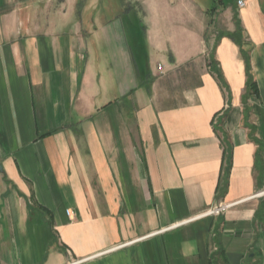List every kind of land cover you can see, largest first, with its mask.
<instances>
[{"label":"crops","instance_id":"1","mask_svg":"<svg viewBox=\"0 0 264 264\" xmlns=\"http://www.w3.org/2000/svg\"><path fill=\"white\" fill-rule=\"evenodd\" d=\"M31 1L0 0V264H264V0L80 35Z\"/></svg>","mask_w":264,"mask_h":264},{"label":"rangeland","instance_id":"2","mask_svg":"<svg viewBox=\"0 0 264 264\" xmlns=\"http://www.w3.org/2000/svg\"><path fill=\"white\" fill-rule=\"evenodd\" d=\"M162 2L172 8L180 4L179 0H32L31 7L24 15L30 22L40 21L42 26L57 29L68 27L72 32L80 35L82 21L89 23L88 31L92 33L99 20L112 18L114 13H117L114 10L119 7L122 13L127 12L129 15H134L133 12H129V8H134L138 16H141L138 7L144 4L159 5ZM185 3L190 4V0H185ZM129 18L130 16L122 18V21H129Z\"/></svg>","mask_w":264,"mask_h":264},{"label":"built area","instance_id":"3","mask_svg":"<svg viewBox=\"0 0 264 264\" xmlns=\"http://www.w3.org/2000/svg\"><path fill=\"white\" fill-rule=\"evenodd\" d=\"M237 6L238 7H243L244 6V1L242 0H237ZM158 69L161 68L160 65L157 66ZM229 205H218L217 207L208 209L206 212L203 213L202 216L207 217V216H218L219 214L223 213L226 209H228ZM78 262H74L72 264H77Z\"/></svg>","mask_w":264,"mask_h":264},{"label":"trees","instance_id":"4","mask_svg":"<svg viewBox=\"0 0 264 264\" xmlns=\"http://www.w3.org/2000/svg\"><path fill=\"white\" fill-rule=\"evenodd\" d=\"M254 86H255V84H254L253 80L251 79V77H248V81H247V84H246L247 91H248V92H249V90H250V91H251V90L253 91Z\"/></svg>","mask_w":264,"mask_h":264},{"label":"water","instance_id":"5","mask_svg":"<svg viewBox=\"0 0 264 264\" xmlns=\"http://www.w3.org/2000/svg\"><path fill=\"white\" fill-rule=\"evenodd\" d=\"M0 170H1V167H0Z\"/></svg>","mask_w":264,"mask_h":264}]
</instances>
